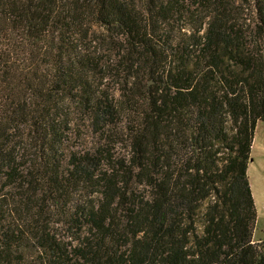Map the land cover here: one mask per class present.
Listing matches in <instances>:
<instances>
[{
  "label": "trees",
  "instance_id": "1",
  "mask_svg": "<svg viewBox=\"0 0 264 264\" xmlns=\"http://www.w3.org/2000/svg\"><path fill=\"white\" fill-rule=\"evenodd\" d=\"M258 122L264 0H0V264H264Z\"/></svg>",
  "mask_w": 264,
  "mask_h": 264
},
{
  "label": "rangeland",
  "instance_id": "2",
  "mask_svg": "<svg viewBox=\"0 0 264 264\" xmlns=\"http://www.w3.org/2000/svg\"><path fill=\"white\" fill-rule=\"evenodd\" d=\"M103 84L108 88L110 93L116 94L118 85L115 81L105 80ZM74 134L87 147L93 146L94 139L91 136V129L86 124L83 126L79 125L78 128L75 127ZM119 151L122 153L124 151L123 147L120 146ZM247 175L257 213L254 231V241H256L264 238V123L262 122L257 123L254 131Z\"/></svg>",
  "mask_w": 264,
  "mask_h": 264
}]
</instances>
